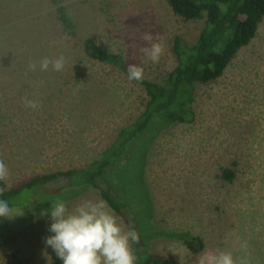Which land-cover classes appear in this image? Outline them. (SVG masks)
I'll list each match as a JSON object with an SVG mask.
<instances>
[{"label":"rangeland","instance_id":"rangeland-1","mask_svg":"<svg viewBox=\"0 0 264 264\" xmlns=\"http://www.w3.org/2000/svg\"><path fill=\"white\" fill-rule=\"evenodd\" d=\"M60 7L73 21V35L59 19ZM204 26L205 19L175 15L166 0H0V160L10 172L6 188L88 165L143 112L145 90L114 66L88 58L87 38L127 66L141 65L143 78L162 83L177 65L175 38L192 46ZM146 32L163 46L158 63L143 62ZM61 54L68 58L62 71L29 68ZM26 99L38 109L28 108ZM191 109L192 122L164 127L146 145L141 178L138 173L130 178L135 163L126 161L113 178L143 212L141 225L165 233L150 241L147 256L152 264H199L202 253L225 251L237 264L245 255L248 264H264V19L220 78L197 85ZM225 169L233 172L231 181L224 178ZM141 181L150 222L147 198L141 197L140 207L136 203ZM62 184L51 185L56 195L35 202L39 211L27 228L5 232L23 210L6 218L0 264H49L45 252L51 264H62L46 248L52 221L41 213L56 200L71 212L84 200L103 199L95 188L57 195L53 191ZM110 210L127 231L124 218ZM185 236L201 243L189 248Z\"/></svg>","mask_w":264,"mask_h":264},{"label":"trees","instance_id":"trees-1","mask_svg":"<svg viewBox=\"0 0 264 264\" xmlns=\"http://www.w3.org/2000/svg\"><path fill=\"white\" fill-rule=\"evenodd\" d=\"M166 1L172 12L186 21L205 19V26L197 41L192 46H187L181 38H175L173 52L177 65L164 82H154L146 78L141 81L133 80L146 92L145 108L133 123L117 131L115 139L101 152L99 158L84 167L35 175L11 188H6L4 182L0 183V199L8 200L14 211L23 210L11 225H6L8 227H5V232L15 233L27 228L39 211L35 202L39 201L42 195L49 194L50 187L54 183L63 182L53 191L57 195L95 188L108 206L124 218L126 226L137 231L140 241L138 244H133L137 257L136 264L155 263L148 258L147 249L150 241L165 233L153 232L149 230L151 226L145 228L141 225L140 219H144L143 212L136 211L134 201L122 195L113 182L114 175L118 172L120 164L126 161L128 165L135 163L130 178L137 173L141 178L146 145L164 127L193 121L195 114L191 105L195 100L197 85L207 84L220 78L238 52L256 36L259 25L264 19V0ZM58 14L64 28L73 35L74 24L66 10L60 7ZM83 46L88 58L110 64L128 75V66L122 58L116 53L103 50L95 38H87ZM223 176L229 181L234 177L233 172L228 169L223 171ZM131 189L135 190L134 186ZM135 194L138 199L137 207L143 203L142 196L147 198L146 209L149 213L145 215L150 222L151 210L147 207L150 202L142 181ZM50 195L56 194L50 193ZM141 210L145 211L143 208ZM5 220L6 218H0V230ZM182 238L192 249H196L195 241L201 243L193 237Z\"/></svg>","mask_w":264,"mask_h":264},{"label":"clouds","instance_id":"clouds-1","mask_svg":"<svg viewBox=\"0 0 264 264\" xmlns=\"http://www.w3.org/2000/svg\"><path fill=\"white\" fill-rule=\"evenodd\" d=\"M146 45L140 49L144 60L153 64L158 63L163 52V46L154 42L151 32L143 34ZM112 50V49H111ZM68 58L61 54L56 57H43L38 63L29 65L32 71L48 72L62 71ZM144 68L132 63L128 66V79L141 81ZM25 105L33 110L39 105L26 99ZM10 175L7 164L0 160V183L7 181ZM41 215H50L52 223L49 225L51 235L44 240L46 248H51L62 264H136L137 257L131 247L138 244L140 237L134 228L126 231L120 218L109 208L103 199L84 200L71 212L63 200L51 202L50 208ZM13 207L10 202L0 199V218H13ZM241 248L246 250L247 243L242 242ZM49 264L51 256L45 252ZM199 264H237L231 252H204L200 255ZM239 264H248L247 256L241 258Z\"/></svg>","mask_w":264,"mask_h":264}]
</instances>
